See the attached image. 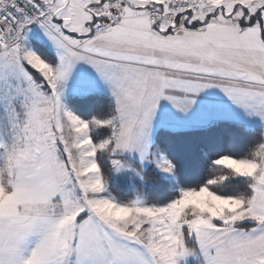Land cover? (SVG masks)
I'll use <instances>...</instances> for the list:
<instances>
[{
	"label": "snow or ice",
	"instance_id": "obj_1",
	"mask_svg": "<svg viewBox=\"0 0 264 264\" xmlns=\"http://www.w3.org/2000/svg\"><path fill=\"white\" fill-rule=\"evenodd\" d=\"M0 264H264V0H0Z\"/></svg>",
	"mask_w": 264,
	"mask_h": 264
}]
</instances>
